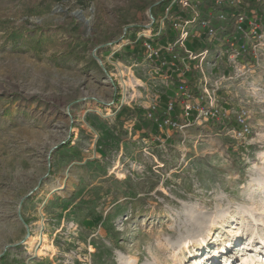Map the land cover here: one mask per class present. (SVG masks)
<instances>
[{"label": "rangeland", "instance_id": "1", "mask_svg": "<svg viewBox=\"0 0 264 264\" xmlns=\"http://www.w3.org/2000/svg\"><path fill=\"white\" fill-rule=\"evenodd\" d=\"M168 3L0 0V264H264V0Z\"/></svg>", "mask_w": 264, "mask_h": 264}, {"label": "built area", "instance_id": "2", "mask_svg": "<svg viewBox=\"0 0 264 264\" xmlns=\"http://www.w3.org/2000/svg\"><path fill=\"white\" fill-rule=\"evenodd\" d=\"M198 4V6H196V4ZM179 4V6L182 9L185 10H193L195 11V8L197 9L200 5L205 7L206 3L205 0H170V3H168L165 7V12H166V17L170 16V23L172 25V28L179 26V20L178 19H174L173 16V12L176 10V6ZM243 16H240L239 18V25L241 27L242 22L243 21ZM165 23V19L161 20V24L164 25ZM189 24L188 21L185 22V25L182 27L181 30V34L180 37L178 38L177 42H170L169 46L167 47V49L169 50V54H170V67L174 68V65L179 61H181L182 64V68L179 69V72L183 69L187 68V61L186 58H191V56L189 57V55H191V50L188 49L186 47V40L188 39L189 33L187 31H185V27ZM205 25H207V22H204ZM171 28V29H172ZM159 35V32L157 33ZM178 44V45H177ZM156 44H147V48L149 50H151V55L154 54H158L159 50L155 49ZM180 48L179 51L176 50V47ZM155 49V50H154ZM181 50L187 52V55H183L181 54ZM190 53V54H189ZM193 57V55H192ZM196 57V56H195ZM194 57V58H195ZM179 65V64H178ZM180 89L182 91H186L188 90L183 84H180ZM211 108L210 110L208 109L206 111V115L208 116V118H211L212 120H214L215 122L220 121L219 117L220 116V111L218 110V104L216 103V100L212 101L211 104ZM170 109L174 108V105L172 103H170ZM187 108H190V104L187 105ZM188 115V113H187ZM167 123H170L172 125H175V122L173 121L172 118L167 119L166 120ZM230 132L232 133L233 138L237 141V142H244L246 141L252 134L253 132V128H252V123H251V115H250V111L248 110V108L246 106H241L235 114V119H234V124L232 125Z\"/></svg>", "mask_w": 264, "mask_h": 264}]
</instances>
